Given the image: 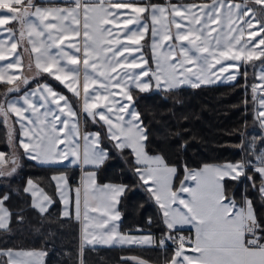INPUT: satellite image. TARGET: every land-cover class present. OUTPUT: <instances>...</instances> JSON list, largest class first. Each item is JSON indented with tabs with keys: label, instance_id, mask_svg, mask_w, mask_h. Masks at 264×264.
I'll use <instances>...</instances> for the list:
<instances>
[{
	"label": "snow or ice",
	"instance_id": "6c2138e0",
	"mask_svg": "<svg viewBox=\"0 0 264 264\" xmlns=\"http://www.w3.org/2000/svg\"><path fill=\"white\" fill-rule=\"evenodd\" d=\"M67 3L69 6L65 7H41L35 0H0V35L8 34L7 41L0 39V61L7 59L6 51L14 60L6 68L0 67V81L10 86L3 94L5 99L0 100V119L7 124L12 116L15 117L14 123L22 130L18 147L23 149V154L40 164H58L71 157L73 164L99 167L109 155L101 147V133H86L82 136L83 145L79 143V117L86 114L94 123L102 122L106 126V135L114 142V147L131 149L135 174L159 205L168 230L160 238L159 246L166 247L169 240L176 245L165 264H264V219L258 216L247 194L237 202L225 186L226 180L238 182L245 177L256 188L255 175L247 172L252 168L253 173L261 177L258 191L264 200V150L256 155L253 143L255 160L205 164L199 170L190 169L185 163L184 176L177 188L175 180L180 168L170 165L162 155L147 152L149 133L132 95L133 86L141 93L149 91L153 79L157 88L169 91L184 84L199 87L212 83L217 66L221 76L234 69L227 78L235 81L241 65L254 61L261 62L259 80L264 82V18H261L264 0H254L261 6L260 13L247 3H232L231 0L187 5L172 4L170 0L166 5L152 4L150 0L147 3L141 0H67ZM241 21L246 29L243 25L237 27ZM14 23L19 25L18 29L10 26ZM114 23L115 28L112 27ZM130 25L140 27L132 29ZM149 28L153 38L154 70L147 68L148 61L142 56L139 59L135 56L140 53L141 41ZM245 31L247 40L244 39ZM21 43L25 44L26 52L30 46L29 55L34 57L35 74L31 78H42L43 74L52 76L77 101L82 100L80 113L66 95L47 83L38 84L36 89L18 98H8L29 83L28 76L9 74V70L23 66L18 53ZM158 47L167 51L157 56ZM32 71L30 62L28 72ZM244 76L247 80L246 70ZM252 91L255 101L258 98L255 85ZM258 99L256 119L264 127V97ZM9 140L13 151L10 156L0 152V177L12 176L18 165L13 132L9 133ZM51 179L56 182L63 200L68 176L60 174ZM26 184L24 192L31 194L34 207L46 213L51 198L32 179ZM83 185V238L87 243H156L152 236H132L117 231L115 222L119 221L120 213L116 211V204L126 191L124 186L97 187L95 173H88ZM90 185L92 200L98 202V207L91 212L102 208L100 217L89 212ZM80 192L77 188V220L81 219ZM8 198L7 194L0 197V229L9 226L11 214L4 207ZM65 203L63 215L70 217ZM18 222L22 223L23 218ZM177 225H191L195 230L194 239L173 236ZM93 231L96 235L89 240ZM188 247L192 255L186 254ZM43 255L36 251L0 250V257H6L0 264H43ZM139 264L144 262L139 261Z\"/></svg>",
	"mask_w": 264,
	"mask_h": 264
},
{
	"label": "trees",
	"instance_id": "16d2710c",
	"mask_svg": "<svg viewBox=\"0 0 264 264\" xmlns=\"http://www.w3.org/2000/svg\"><path fill=\"white\" fill-rule=\"evenodd\" d=\"M242 75L243 73L239 74L237 79L230 83L199 87L179 86L171 91L161 89L159 92L141 93L132 90L135 108L140 112L149 133L146 150L148 153L162 155L170 165L179 166L180 172L175 185L183 175L185 163L188 168H194L202 163L254 160L253 143L256 155L264 150V140H261L264 130L256 119V103L251 88L255 79L252 72L247 76V80L245 76L242 78ZM42 80L65 93L72 101L75 100L59 82L47 74H43L42 78L30 79L29 83L21 88L23 90ZM8 87L10 86L6 83L0 82V100L5 99L3 94ZM216 107L219 110L214 113ZM212 126L218 128L215 136L209 131ZM89 127L101 133V145L109 153L104 163L94 168L95 181L122 183L126 188L117 203L120 213L119 229L126 230L138 226L155 233L164 230L157 207L135 174L136 164L132 160L130 150L114 147V143L106 136L102 123H93ZM6 130L0 120V149L5 151L9 138V132ZM16 151L22 161L18 179L15 180L16 173L4 177V181L0 177V197L5 194L9 196L4 205L11 214L7 222L8 228L0 229V250L40 248L44 251V264H133L121 258L123 253H134L153 264H163L169 259L172 253L170 244L163 248L83 246L79 249L78 221L72 216L60 215V202L50 178L52 173L63 172L69 178L68 185L72 187L78 178V168L36 164L24 158L18 146ZM247 172L249 175H255L256 188L243 177L238 182L226 180V189L230 196L234 195L237 202L247 194L254 202L258 216L264 219V200H261L258 192L260 176L253 173L252 168H248ZM28 176L52 200L46 213L39 212L31 204L29 194L22 189L24 179ZM242 183L246 186L244 189ZM20 217L23 218L22 223L18 222ZM0 260L6 261V257H0Z\"/></svg>",
	"mask_w": 264,
	"mask_h": 264
},
{
	"label": "crops",
	"instance_id": "0c3cea01",
	"mask_svg": "<svg viewBox=\"0 0 264 264\" xmlns=\"http://www.w3.org/2000/svg\"><path fill=\"white\" fill-rule=\"evenodd\" d=\"M142 3H147L149 1H146V0H141ZM170 2L172 4H178V5H187V4H210L211 3V0H170ZM232 3H241V4H245L247 3V0H231ZM35 3L38 5V6H41V7H65V6H69L68 3H67V0H35ZM150 3L152 4H156V5H166L169 3V0H159V1H150ZM148 23L150 25V20H148ZM243 25V21L240 22L239 25H237V27ZM13 29H18L19 28V25L14 23L12 25H10ZM117 25L114 23L112 25V27H116ZM120 26H122V22H120ZM245 27V25H243ZM130 28L132 29H136L138 27H140V25H130L129 26ZM122 38V34H121V37ZM0 39H3L5 41H7L8 39V34L7 33H4L3 35H0ZM17 39H19V34L17 32ZM159 39V38H157ZM244 39H245V35H244ZM82 44V41L80 42ZM152 43H153V38H152V35H151V29L149 28V31L148 33L145 35V38L141 41V49H140V53H137L135 54L136 58L139 59L140 56H142L144 59H146L148 61V65H147V68H150L152 70L155 69L156 65L154 63V53H153V49H152ZM165 43H169V42H165ZM7 46V45H5ZM164 51H167L166 48H161V47H158L155 51V55L159 56V55H162ZM18 53L19 55L21 56L22 58V61H23V66L19 69H11L9 70V74L10 75H15L17 77L19 76H28L29 77V80L32 79L31 77L35 74V67H34V57H30L29 53H30V46H29V51H25V44L24 43H21L20 46L18 47ZM4 55L7 57L6 60L4 61H0V67H4L6 68L7 67V64L8 63H14V60H13V55L10 53V52H5ZM32 62L33 64V71L31 73L28 72V65L29 63ZM244 64L241 65L240 67V74H242V72L244 71ZM225 67H227V62H225ZM90 71V70H89ZM235 71L234 69H229V73ZM229 73H225L223 76H221V74L219 73V66H217V70H216V73L214 76L211 77L212 79V83H207V84H200V85H210V84H217V83H230V82H233L231 80H229L227 77H228V74ZM217 76H220L219 79H217L216 77ZM239 76V75H238ZM256 76V75H255ZM51 78H53L52 76H50ZM54 79V78H53ZM83 79V67L81 65V81ZM55 80V79H54ZM2 82V81H0ZM59 82V81H57ZM43 83H47L49 85H51L50 83L46 82L45 80H42V81H38L36 83H33V84H30L29 86L25 87L23 90H21L20 92L18 93H13L11 94L8 98H18L20 96H23V94L25 92H28V91H31V90H34L36 89L37 85L38 84H43ZM60 83V82H59ZM61 84V83H60ZM62 85V84H61ZM150 85L152 86V82L150 80ZM255 85V82L251 85V88L253 89V86ZM57 92H60V93H63L61 92L60 90L56 89L53 85H51ZM64 87V85H62ZM180 86H191V84H184V85H180ZM261 87V86H260ZM65 88V87H64ZM262 88V87H261ZM66 89V88H65ZM159 90L161 89H165V88H158ZM67 90V89H66ZM133 90H138V89H135V87L133 86ZM68 91V90H67ZM139 91V90H138ZM151 91V87H150V90ZM148 92V91H147ZM64 95H66L65 93H63ZM70 94V97L72 98H75L73 97V95L69 92ZM133 95V94H132ZM256 95H258V92L256 93ZM67 96V95H66ZM258 97V96H257ZM69 98V97H68ZM70 99V98H69ZM257 100L258 98L255 100V103H256V114H257V109H259V106L257 104ZM70 101L72 102V100L70 99ZM79 104V111H78V108L76 106V111L78 113L81 112L82 110V100L81 101H77L76 98H75V103ZM29 115H31L29 113ZM98 119V118H97ZM15 121V117L12 116L8 121H7V125H6V129L7 130H11L13 131L14 133V136L16 137L15 138V142H16V145L18 146L19 145V140L21 138V132L22 130L20 129V126L19 124H16L14 123ZM94 123L92 118L91 117H88L86 114H82L80 115L79 117V133H80V136H81V139L79 140V143L81 145H83V139H82V136L86 133H97L98 131L96 129H93V128H90L89 126ZM102 123V122H100ZM260 124V122H259ZM12 125V127L10 126ZM62 125H58V127H60ZM261 126V124H260ZM262 127V126H261ZM262 129L264 130V127H262ZM104 130H105V133H106V126H104ZM67 131V129H66ZM107 136V135H106ZM61 137L63 138V135L61 134ZM108 137V136H107ZM114 143V142H113ZM61 149H63V145L60 146ZM101 147L103 149H105V147H103L101 145ZM19 148V147H18ZM20 149V153L21 155L28 159V160H31L33 161L34 163L36 164H40L39 162L37 161H34L32 160L31 158L25 156L23 154V149L19 148ZM106 150V149H105ZM130 152H131V149H129ZM107 151V150H106ZM150 155H160L158 153H149ZM131 155H132V160L134 161L135 163V158H134V155L133 153L131 152ZM255 160V158H254ZM72 158L69 157L68 160H65V161H62L61 163H58V164H40V165H51V166H76L78 168V178L76 180V184L73 185L72 187H70L68 184L67 186L63 189V192H64V198L63 200L61 199V196L60 194L57 192V188H56V182L53 181L52 179V182L54 184V187H55V193H56V196L58 197V200L60 202V207H59V213L60 215L64 216L63 215V212L66 210V203L67 202V208L68 210H70V213L72 217L76 218V197H77V193H76V189L77 188H80L81 189V192H80V200H81V219L80 220H77L78 221V240H79V249H81V247L83 246H116V247H123V248H129V247H132V246H136V247H157V248H163V247H160L159 246V240L162 236H164L168 230L165 226V224L163 223V216H162V213H161V210L159 208V205L155 202L154 198H152L150 196V199L151 201L155 204V206L157 207L159 213H160V216H161V223H162V226L164 228V230H161V232H153L151 231L150 229L148 228H141V227H134L132 229H126V230H120L119 229V221H116V226H117V231L120 233V234H127V235H132V236H152L155 238V241L156 243L154 244H151V245H120V244H89L87 243L85 240H84V231H83V199H84V185H83V178L88 174V173H95L94 172V168L96 166L94 165H83L82 163H77V164H73L72 162ZM239 162V161H237ZM225 163H236V162H229V161H225V162H222V163H202L201 165L197 166V167H194V168H190V169H193V170H199L201 169L205 164H208V165H218V164H225ZM60 174H64L63 172H55V173H52L50 174V178H52L53 176L55 175H60ZM183 176H184V170H183V175L181 177V179H183ZM243 178V177H242ZM29 178H27L24 182V185L22 187L23 191H24V188L27 186L26 182ZM261 179V177H260ZM34 182V181H33ZM35 183V182H34ZM36 184V183H35ZM95 184L97 187H102L104 185H122L121 183H116V182H104V183H97L95 181ZM189 184H191V181H189ZM260 184V183H259ZM258 184V186H259ZM37 185V184H36ZM123 186V185H122ZM175 186H178L177 184ZM38 188H40L38 185H37ZM178 188V187H177ZM41 189V188H40ZM148 192V191H147ZM259 192V191H258ZM92 187L91 185L89 186V200H90V203H89V212L92 216L94 217H100L101 215H103V209L101 208L100 211L98 212H95V213H92L91 212V209L92 208H95V207H98V202L96 201H93L92 200ZM29 194L30 196V201H31V204L33 205V197L31 196L30 193H27ZM39 194V193H38ZM46 194V193H45ZM260 194V193H259ZM47 195V194H46ZM98 195V194H97ZM185 195V198L186 197V194ZM119 199V198H118ZM242 200V199H241ZM34 206V205H33ZM49 205H46V207H48ZM5 207V205H4ZM6 208V207H5ZM36 208V207H35ZM7 209V208H6ZM38 211L39 209L36 208ZM116 211H118L117 209V204H116ZM40 212V211H39ZM119 212V211H118ZM111 223V221H110ZM176 230H181L183 232H186L190 235H192L193 239L195 237V230L194 228H192L191 225H177V229ZM96 235V232H91V234L88 236V239L91 240L93 238V236ZM172 235L174 236V232L172 233ZM167 244H170V247L172 249V253H171V256L169 257L168 260L171 259L174 251H175V248H176V245L171 241H167L166 242V245ZM5 250V249H3ZM13 251H21V252H28V251H36V252H42L44 253V251L40 248H34V249H30V248H14V249H11ZM186 254L188 255H192L193 253L191 252V248L188 247L187 251H186ZM121 258L123 259H126L130 262H132L133 264H139V261H143L144 264H153L152 262L148 261L147 259H144L143 257H140V256H137L136 254L134 253H123L121 255ZM42 261H43V264H44V255L42 257ZM165 264V262L163 263Z\"/></svg>",
	"mask_w": 264,
	"mask_h": 264
},
{
	"label": "rangeland",
	"instance_id": "374dc122",
	"mask_svg": "<svg viewBox=\"0 0 264 264\" xmlns=\"http://www.w3.org/2000/svg\"><path fill=\"white\" fill-rule=\"evenodd\" d=\"M247 4L254 10V11H256L257 13H260V11H261V6L260 5H257V4H255L254 3V0H247ZM261 18H264V16H262ZM247 28V26L245 25V29ZM248 39V37H247V31H245V40H247ZM260 67H261V62L260 61H254V62H251V63H248L247 64V66L245 65V70H246V72H247V76L249 75V73L250 72H252V74H253V77H254V79H255V86H256V88L258 89V98L259 97H264V82H262V81H260L259 80V69H260ZM243 73V75H242V78H244V73H245V71L244 72H242ZM256 75V76H255ZM262 88H261V87ZM72 103L75 105V106H77V108H78V111H79V109H80V107H79V104H78V102H77V104L75 103V100L74 101H72ZM257 104H258V106H259V99L257 100ZM213 109H215V106H213L212 107ZM219 110V108L218 107H216V110H213L214 111V113H216V111H218ZM256 112V111H255ZM214 113L212 114V115H214ZM2 122H3V120L2 119H0ZM3 124H4V126H6L5 125V123L3 122ZM93 124V123H92ZM11 127H12V125H10ZM216 126H212L210 129H209V131L211 132V135L212 136H215L218 132V128H215ZM6 131H8L9 133L10 132H13L12 131V129L11 130H6ZM6 145H7V150L5 151V150H3V149H0V152H3V153H5V155L6 156H10L11 155V153H12V151H13V149H12V147H11V144H10V140H9V138H8V140H7V142H6ZM15 151H16V149H15ZM16 155L18 156V154H17V151H16ZM19 157V156H18ZM237 162V161H236ZM20 166H22V161L19 159L18 160V165H17V169H16V174H17V176H16V179L15 180H17L18 179V173H19V167ZM27 178H29V179H32L31 177H26L25 179H24V182H25V180L27 179ZM1 180L2 181H4V177H1ZM0 180V183H2V181ZM7 179H5V181H6ZM14 180V181H15ZM33 180V179H32ZM180 181V180H179ZM7 182V181H6ZM24 182H23V185H24ZM107 182V181H106ZM109 182V181H108ZM111 182V181H110ZM104 183V182H103ZM117 183V182H116ZM37 184V183H36ZM122 184V183H121ZM38 185V184H37ZM123 185V184H122ZM177 185L178 186H176V187H179V182L177 183ZM242 185H243V189L246 187L245 186V184L244 183H242ZM39 186V185H38ZM124 186V185H123ZM40 187V186H39ZM41 188V187H40ZM42 189V188H41ZM45 192V191H44Z\"/></svg>",
	"mask_w": 264,
	"mask_h": 264
},
{
	"label": "built area",
	"instance_id": "2783aa9c",
	"mask_svg": "<svg viewBox=\"0 0 264 264\" xmlns=\"http://www.w3.org/2000/svg\"><path fill=\"white\" fill-rule=\"evenodd\" d=\"M185 236V237H192V235L186 233V232H183L181 230H177L175 233H174V236ZM193 238V237H192Z\"/></svg>",
	"mask_w": 264,
	"mask_h": 264
},
{
	"label": "water",
	"instance_id": "95a60500",
	"mask_svg": "<svg viewBox=\"0 0 264 264\" xmlns=\"http://www.w3.org/2000/svg\"><path fill=\"white\" fill-rule=\"evenodd\" d=\"M151 82H152L151 91L152 92H159V89L155 86L156 85L155 80L153 79V80H151Z\"/></svg>",
	"mask_w": 264,
	"mask_h": 264
}]
</instances>
